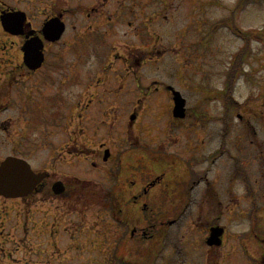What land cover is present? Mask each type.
I'll return each mask as SVG.
<instances>
[{
  "label": "flooded vegetation",
  "instance_id": "af4514ba",
  "mask_svg": "<svg viewBox=\"0 0 264 264\" xmlns=\"http://www.w3.org/2000/svg\"><path fill=\"white\" fill-rule=\"evenodd\" d=\"M142 1L147 2L79 3L78 7H85L86 15L75 12L77 23H73V28L81 27L67 43L73 58L60 64L64 60L56 59L57 46L65 34L59 40L49 39L42 28L49 18L65 20L69 11L65 0H39L43 5L37 15L24 5L30 0H0V14L18 10L27 13L17 34L3 27L0 30V146L11 149L0 153V160L7 155L22 156L13 147L19 141V148L23 147L28 140L24 124L34 109L30 108V100L41 91V82L55 75V89L45 92L44 98L60 95L65 84H76L68 92L67 99L72 101L66 102L65 107L72 119L69 126L78 133L60 152L82 156L94 166V159L102 157L107 166V182L98 202L103 224L100 239L95 242L101 251L100 259L97 254L93 259L96 264H264V111L245 108L246 117L237 114L240 123L219 125L216 135L222 138L218 140L208 139L205 125L193 128L178 120L154 125L149 133L154 138L143 143L129 135L126 110L141 114L147 107L145 99L151 98L155 90L158 89L157 95L163 90L171 93L169 79L159 71L163 57L173 60L171 52L183 49L184 59L181 54L177 57L184 67L182 76L188 61L184 53L188 33L183 30L187 25L182 24V30L173 34L168 32L173 17L160 10L142 11ZM128 2L139 3L141 11H128ZM163 3L166 5L168 0ZM125 22L132 28L130 36L139 34L132 36L136 41H123L127 33ZM158 25L161 30L156 28ZM38 35L43 40L45 57L41 66L31 68L23 58L22 47ZM161 39L163 42H158ZM101 41H105V48H99ZM84 59L90 62L75 74V67ZM84 96L87 99L82 101ZM93 103L105 116L97 126L87 117L90 113L85 117L83 114L92 110ZM189 115L187 106L185 119ZM185 130H196L197 135L183 133ZM127 134L131 138H126ZM55 180L49 184L44 180L38 187L41 197L65 196L72 189L63 180L64 191L55 194ZM243 220L247 223L245 229L229 228L233 222ZM220 226L224 232L216 243L217 238H209ZM26 237L17 230V234L0 243L20 245ZM20 249L26 255V248L17 246L16 250ZM12 253L9 252L10 257L18 260Z\"/></svg>",
  "mask_w": 264,
  "mask_h": 264
},
{
  "label": "rangeland",
  "instance_id": "374dc122",
  "mask_svg": "<svg viewBox=\"0 0 264 264\" xmlns=\"http://www.w3.org/2000/svg\"><path fill=\"white\" fill-rule=\"evenodd\" d=\"M145 1L147 2L142 1L141 3L142 11H164L166 9L162 4L163 0ZM81 2L87 4V0H65V4L69 8L66 20L67 32H70V34L67 35L66 32L65 37L58 41L59 55L56 59L64 60L60 64L66 63L67 60L70 61L72 58L67 43L71 40L74 31L80 32V25L75 30L73 28L76 13L83 12L86 15L85 7H78ZM127 4L129 5L128 11H141L138 9L139 3L128 2ZM24 5L30 9L31 13H36L37 11L41 12L43 3L39 0H30ZM173 7L174 11L168 3L167 10L175 13L172 20L173 25L169 24L168 29L171 33H174L181 24L189 23L187 25L189 29V52L187 55L194 61V64H190L186 68L184 80L181 82L177 73L181 72L179 63L184 59V55L181 54L182 51L177 50L175 54H181L183 56L182 60L180 62L177 59L173 60L168 65V69L166 68L167 61L161 60L160 64H163V68L159 71L169 79L170 83L183 91V95L187 97L190 115L188 119L181 120V123L184 121V123L194 124L195 126L205 125L206 131L209 133V136L207 135L208 139L218 140L222 137L216 135L217 130L219 125H225V120L227 123H240V118L236 115L239 112H242L243 117H246L245 110H237L234 111L236 118L234 116L230 117L229 113H227L225 119L223 118L222 92L218 89L222 87V82L226 79L230 85L231 77L236 74L239 75V78L236 79L237 82L234 83L236 90H233L238 100L245 102L239 104V107L249 108L247 106L251 105L258 112L264 111V0H173ZM125 29L127 33L122 37L123 41L125 43L136 41L132 36H139V34L131 32L132 36H130L128 32L132 28L127 25V22H125ZM163 31H165V28H163ZM170 37L169 43L172 42ZM92 40L90 39V41ZM104 42L101 41L99 48H105ZM158 42H163V39ZM251 48L253 51H251ZM251 52H253L252 55ZM235 56L236 59H234ZM247 57H249L248 61L246 60ZM92 59H94L93 56ZM231 61L233 62L230 64ZM89 62L90 60L86 62L84 59L82 63H79L78 68L75 67L74 73L84 70L82 65ZM234 70H238L236 74H233ZM172 74H175V76ZM54 82H57L55 75L43 80L41 91L34 94V98H31L30 108L34 109L29 111V122L24 124V131L28 136V140L20 148L19 141L13 149L15 152L21 151L23 157H28L34 168L49 169L51 177L45 180V184H49L51 180L56 178H62L70 184L72 189L65 196L45 198L44 200H41L39 193H31L22 199L0 196V240L5 241L6 237L11 236V234H17L16 226L18 225L20 226L19 234L28 235L30 229L31 235L28 236L30 237L28 240L24 238V243H20V245L18 243L12 245L7 242L0 243V264H89L91 260L95 259L96 254L98 258L101 257L100 245L97 249V243L95 244L96 240L100 239L99 236L102 232L100 226L103 224L102 212L99 209L101 205L98 203L100 197H98V194L95 195L96 198L92 196V190L87 183L94 185L95 182H99L105 185V182H107L104 177L106 163L102 157L95 158L98 167L94 169L92 161L89 159L73 158L70 154L61 157L60 150L62 147L67 146L65 144L68 142L70 135L69 128L65 129V124H67L70 116L67 114L65 103L72 101L67 99L68 92L71 87H76V84H65L61 88L60 95H52L50 96L51 99L50 97L44 98L43 94L45 92H51L55 89ZM206 90H209L208 93L215 98H208L205 94ZM163 91L161 95H157V89L152 93L151 98L145 99L149 107L153 109V115L157 119L154 125L165 124L172 121L173 118L170 110L171 96L169 98L166 90ZM86 99L84 96L82 101ZM14 105L17 106L18 103L16 102ZM95 106L96 104L93 103L92 110H85L83 113L84 117L90 113L87 117L90 118L93 126L100 124L102 118L105 117L97 111ZM234 106L232 105V107ZM198 111L205 112L209 118L206 119L203 115L200 119V112ZM150 112L152 111L149 109L143 111L140 118L142 124L138 122L135 126L140 143L147 141L142 130L144 129L143 124L151 123L152 115ZM219 112L220 114H218ZM126 113L130 114V110H127ZM127 114L125 120L128 123L130 117ZM195 126L193 128H196ZM183 133L197 135L196 130H185ZM82 138L86 140L84 136ZM91 140H95V137H92ZM95 144L97 143L93 145ZM5 148V146H0V153L10 152L11 149L4 150ZM173 160H176V158H173ZM99 169L102 172H99ZM81 188L84 190H81ZM99 190L104 191V189ZM92 202L95 203V206L88 205ZM109 218L115 219L113 216ZM111 219L109 220L112 222ZM82 226L84 230L80 234L79 231ZM246 226L247 223L243 220L237 223L233 222L229 228L232 230L245 229ZM77 228L79 231H77ZM94 230H96L95 233ZM112 231L113 229L110 228V233ZM50 245L51 247H49ZM55 245L58 248H63L66 255L62 257L56 255L61 254V252L57 247L55 248ZM17 246H24L26 255L22 253L21 249L16 250ZM43 247L50 250L55 248L56 252H53L54 255L50 253V250L45 252L41 250ZM35 250L38 255L34 254ZM9 252H13V256L19 257V259L11 258L10 254H7ZM67 256H70V259Z\"/></svg>",
  "mask_w": 264,
  "mask_h": 264
},
{
  "label": "water",
  "instance_id": "95a60500",
  "mask_svg": "<svg viewBox=\"0 0 264 264\" xmlns=\"http://www.w3.org/2000/svg\"><path fill=\"white\" fill-rule=\"evenodd\" d=\"M3 25L6 29L12 30L17 24L22 21L21 16L18 15H2ZM49 23V22H48ZM46 24L45 28L50 32V37L56 39L60 37L65 28V24L61 19L57 18L50 24ZM14 32L16 30L13 29ZM42 43L41 38L34 37L31 41L27 42L23 49L25 50V58L30 67L35 68L41 64L43 55L41 52ZM179 94V93H178ZM175 92L176 105L174 114L176 116L184 115L185 99L178 96ZM46 172H35L32 170L31 165L24 159L8 156L0 163V194L7 197L23 196L31 192L35 186L46 176ZM55 192L59 193L63 190L61 181L54 184ZM223 232L222 227L214 230L211 238H217L216 242H220V235Z\"/></svg>",
  "mask_w": 264,
  "mask_h": 264
},
{
  "label": "trees",
  "instance_id": "16d2710c",
  "mask_svg": "<svg viewBox=\"0 0 264 264\" xmlns=\"http://www.w3.org/2000/svg\"><path fill=\"white\" fill-rule=\"evenodd\" d=\"M236 102L235 101H233V99L231 98H227V104L228 105H232V104H235Z\"/></svg>",
  "mask_w": 264,
  "mask_h": 264
}]
</instances>
